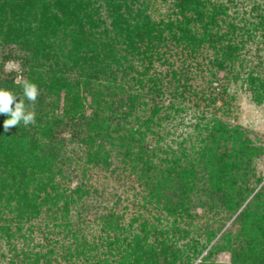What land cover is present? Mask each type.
Masks as SVG:
<instances>
[{"label": "trees", "instance_id": "trees-1", "mask_svg": "<svg viewBox=\"0 0 264 264\" xmlns=\"http://www.w3.org/2000/svg\"><path fill=\"white\" fill-rule=\"evenodd\" d=\"M171 1L172 13L155 20L150 0H0V55L19 65L0 76V88L24 98L27 80L39 91L34 105L24 98L26 110L35 111V124L21 121L5 132L8 116L0 114V229L11 238V227L1 224L7 212L20 232L46 209L61 213L62 233L72 243L21 251L10 264H60L59 258L79 257L87 264H195L224 226L206 228L204 242L189 239L190 230L181 224L190 226L198 207L221 209L228 220L238 214L239 227L235 235H222L227 247L222 241L210 245L196 264H207L220 250L230 253L232 264H264V179L254 167L259 148L241 126L208 110L217 106V73L232 72L243 34L264 29V17L246 31L227 20L228 6L218 0ZM171 57L181 65L171 68L165 83L156 64H170ZM192 68L208 74L209 91L193 87ZM248 80L254 101L262 104L264 76ZM165 91L168 104L162 100ZM142 97L151 104L143 103L142 114L133 115ZM190 100L204 102L206 109L179 150L163 147L164 122L175 119L183 111L179 105ZM67 131L89 144L88 160L95 167L109 171L113 150L123 171L148 179L154 172L149 194L172 219L171 229L144 220L136 232V219L123 225L114 214L98 216L83 185L72 192L62 189L54 169ZM92 214L107 235L101 242L107 252L100 256L85 236Z\"/></svg>", "mask_w": 264, "mask_h": 264}, {"label": "rangeland", "instance_id": "rangeland-1", "mask_svg": "<svg viewBox=\"0 0 264 264\" xmlns=\"http://www.w3.org/2000/svg\"><path fill=\"white\" fill-rule=\"evenodd\" d=\"M150 1L152 4L150 13L155 20L166 19L172 13L173 2L171 0L166 2L162 0ZM218 1L228 6L230 17L227 20L237 24L239 29L247 28L246 31H249V28H252L251 24H256L257 26L260 21L259 18L261 16L264 17V0ZM246 33L243 34L242 44L237 52L239 53V59L232 72L217 73L218 81L213 83L216 87L214 97L217 99V106L210 107L208 110L216 113L221 120L228 122L230 125H239L245 130L253 144L259 148V155L254 159V167L257 176L264 179V102L258 105L254 101L252 87L248 82V79L252 76H264V29L259 28L257 31L251 32L250 36ZM2 57L0 55V64H3L2 70H0L3 71L0 73L1 77L17 71L15 65L18 62L9 60L10 58L3 59ZM169 60L170 64H172L171 67L168 63L156 64V70L164 77L165 83L171 78V68L176 69L181 65V61L177 58L171 57ZM9 62H14V65L6 68ZM193 67H196V64ZM192 69L196 73V78L192 82L193 87L196 90L204 87L206 91H209L210 88L206 80L208 79V74L204 73L205 70L201 72L199 69ZM162 100L166 104L170 102V96L167 91H165ZM149 101L150 99L146 97L138 99L133 115L142 114L143 103L151 104ZM193 102L194 100L185 101L184 104L179 105L183 111L175 119L164 122L162 134H160L164 138L161 142L163 147L169 146L173 151H177L180 149V143H182L183 139L188 138V135L193 130V124L197 122L196 116L206 109L204 102L198 100L199 105H195ZM129 121H131L130 123L134 122V118L130 117ZM125 126H128V123ZM134 127L136 128L135 124ZM73 136L72 131L62 133L63 142L60 160L54 169V178L61 184L62 189L72 192L77 186L83 185V190H87L91 195L89 203L90 205L92 204L94 210L98 211V216H101V214H114L123 225H129L136 219L137 221L133 226V230L136 232L141 230V223L144 220L155 223L160 229H171L172 219L166 215L161 205L157 204L155 199L149 194L150 188L152 189L151 184L156 181V178H153L156 175L154 172L149 173L151 178L148 179L147 177L139 176L138 173L131 174L127 169L123 171L125 165L122 163L121 158L116 157L113 150L111 151L110 160L112 165L109 171L95 167L88 160V154L92 148L89 144L82 142L80 138ZM105 147L109 148V145L105 144ZM113 169L116 170V174H111ZM195 203L198 204L197 201ZM45 210L31 224L20 226V232L16 231L19 229V225L10 222L11 214L9 212L4 214L7 218L1 224L8 228L11 227V238L0 229V264L16 263L18 260L15 255L19 256L21 251H47L49 245L53 242H58L59 246L61 245L60 242H64L63 244L66 245L72 244L62 233V228L60 227L62 223L60 219L61 213L49 211L46 213ZM196 211L198 216L193 222L190 223L189 220H185L190 223V226L181 224V227L190 230L189 239L198 238L204 242L206 239V228L217 230L224 224L215 240L210 244L212 246L222 241V235L229 232L235 235L238 231L239 225L235 223L238 214H234L228 220L221 209L212 213L207 208L198 207ZM76 214V208L74 207L72 215ZM55 216L58 217L56 220L57 224L53 223ZM87 217L85 236L90 243L89 248L93 250L92 253L100 256L101 253L107 252L106 248L101 247L103 244L101 242L102 240H107V235L101 231L104 226L99 220L100 218L95 217L94 214ZM75 219V217H72L71 221H75ZM222 242L221 246L225 245L227 247V243L225 241ZM210 245L195 260V264L206 255L211 247ZM61 248H57L55 251L61 254ZM59 262L60 264H87L82 257L74 258L71 262H66L59 258ZM207 264H232L230 253L222 250L217 251Z\"/></svg>", "mask_w": 264, "mask_h": 264}, {"label": "clouds", "instance_id": "clouds-1", "mask_svg": "<svg viewBox=\"0 0 264 264\" xmlns=\"http://www.w3.org/2000/svg\"><path fill=\"white\" fill-rule=\"evenodd\" d=\"M13 65L14 62H9L6 68ZM15 67L18 69V64ZM16 82L21 83V79L18 77ZM22 87L23 97L34 105L39 95L38 86L35 83L23 80ZM24 98L19 97L17 99V96L12 91L0 88V114L8 116L3 124L5 132L9 128L19 125L21 121H23L25 126L35 124V111L26 110Z\"/></svg>", "mask_w": 264, "mask_h": 264}]
</instances>
